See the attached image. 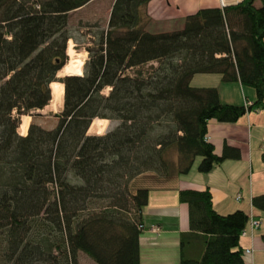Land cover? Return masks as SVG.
<instances>
[{
	"label": "trees",
	"instance_id": "obj_1",
	"mask_svg": "<svg viewBox=\"0 0 264 264\" xmlns=\"http://www.w3.org/2000/svg\"><path fill=\"white\" fill-rule=\"evenodd\" d=\"M87 1L0 0L5 264H78V251L96 264H139L148 189L130 183L142 173H187L197 158L201 173L237 158L234 149L214 152L205 137L207 121L231 123L246 111L264 109V0L260 6L240 0L201 7L182 26L157 31L147 26L150 0H113L105 29L86 48L83 72L57 78L71 38L67 14ZM199 73L249 86L254 100L223 103L216 87L191 84ZM55 82L63 87L56 125L44 129L29 124V117L19 134L20 116L46 106ZM95 117L120 123L104 134H88ZM178 198L188 207L189 225L179 234V264H246L239 237L247 214L216 213L208 188L180 189ZM251 204L264 211V193ZM39 224L59 240L47 231L20 244L23 228ZM193 241L203 245L198 259L186 255Z\"/></svg>",
	"mask_w": 264,
	"mask_h": 264
},
{
	"label": "crops",
	"instance_id": "obj_2",
	"mask_svg": "<svg viewBox=\"0 0 264 264\" xmlns=\"http://www.w3.org/2000/svg\"><path fill=\"white\" fill-rule=\"evenodd\" d=\"M238 1L150 0L145 10L151 24L159 30H166L182 26L183 18L201 7L223 6ZM112 2L89 0L78 8L94 4L92 13L97 14L103 8L110 11ZM254 5L260 6V1L256 0ZM206 75L209 76L196 78L200 82L194 86L216 87L221 102L245 105L254 100L251 87L243 86L238 81L222 82L216 73ZM195 76L197 74L191 81ZM205 137L213 144L217 155L229 148L236 150L238 157L224 159L207 173L197 171V158L187 173L156 177L152 182L139 186L148 189L147 203L141 213L143 229L139 236V264H179V234L189 229L188 207L178 198L179 190L184 188H208L212 207L220 215L241 210L248 216L260 218L257 229L241 236L247 238L239 237V247L242 250L252 249L250 254L244 252L246 264H264V211L251 204L253 196L264 193V164L261 160L264 149V109L246 111L231 123L209 119ZM237 194L241 196L240 199H236ZM202 250L203 245L193 241L188 245L186 255L198 259Z\"/></svg>",
	"mask_w": 264,
	"mask_h": 264
},
{
	"label": "rangeland",
	"instance_id": "obj_3",
	"mask_svg": "<svg viewBox=\"0 0 264 264\" xmlns=\"http://www.w3.org/2000/svg\"><path fill=\"white\" fill-rule=\"evenodd\" d=\"M30 1H34V0H30ZM94 7H95L94 4H89L86 7L81 8V9L77 7L78 10L70 11L67 14V22H66L65 29L67 30L68 34L71 36L69 40L71 41V46L75 53L74 55L78 58H81L83 60V63L86 60L87 55H88L86 48L94 46L95 40L98 39V33L105 29L107 20H108V14H109L108 9L105 10L103 8L102 11L96 14V13H92V10L94 9ZM149 22L147 26L150 29L154 31L159 30V28H157L156 25H153ZM67 60H68V56H67ZM82 67H83V64H82ZM206 76H209V75H206L203 73L197 74V76H195L194 79L191 81V84L195 85L196 83L200 82V80L196 78H207ZM56 77L61 78L63 76L56 74ZM107 92H108V88H105L102 91L103 94H107ZM61 105L62 103L59 104L57 102H54L53 99H51L49 103L47 104V106L43 107L42 109L33 110L29 112L28 114L21 115L17 131L19 132V134L21 133L20 132V126L22 125L21 120L23 116H27V115L30 117L29 124L34 123L44 129L53 128L57 123V117H55L54 114L60 111ZM100 119H105V118H100ZM105 120L106 122H104L103 124L101 123V126H100L101 133L100 134H104L108 131H111L113 128H115L120 123V121L116 119H105ZM87 133L94 134L91 131ZM153 179H156V176L154 174L142 173L130 183V187L132 189L137 188L141 186L142 184L145 185L149 182H152ZM47 227H48L47 224H39L37 227H34V228L30 226H25L20 234V238H19L20 244L27 239H34L40 233L47 232V231L50 232V237L52 238V240L58 241L59 234L54 233L53 230L50 231L51 228L45 229ZM60 258H64V257L62 256ZM77 263L78 264H96L89 256H87L85 253L81 251L77 252ZM0 264H5V263L1 262L0 260ZM12 264H15V263H12Z\"/></svg>",
	"mask_w": 264,
	"mask_h": 264
},
{
	"label": "bare ground",
	"instance_id": "obj_4",
	"mask_svg": "<svg viewBox=\"0 0 264 264\" xmlns=\"http://www.w3.org/2000/svg\"><path fill=\"white\" fill-rule=\"evenodd\" d=\"M66 55L68 56V60L65 62V64L58 70L57 75L63 76L66 74H76L80 75L82 73V64L83 60L81 58L76 57L74 54V50L71 46V41L68 40L65 50ZM50 90L52 93V98L54 102H57L59 104L62 103V96H63V87L60 83H52L50 85ZM47 106V105H46ZM54 106V105H53ZM45 107V106H44ZM29 120V116H23L21 120V126H20V132L23 133L26 129L27 123ZM106 122L105 119H100L95 117L89 127L87 132H92L94 134H100L101 133V123L103 124ZM241 237V236H240ZM247 238V236H245ZM241 237V238H245ZM250 237V236H249Z\"/></svg>",
	"mask_w": 264,
	"mask_h": 264
},
{
	"label": "built area",
	"instance_id": "obj_5",
	"mask_svg": "<svg viewBox=\"0 0 264 264\" xmlns=\"http://www.w3.org/2000/svg\"><path fill=\"white\" fill-rule=\"evenodd\" d=\"M240 197L241 196L239 194H237L236 199H240ZM259 225H260V218H254L253 216H250L249 220L247 222V225L241 230L240 236L247 235V233L249 231H253V230L257 229L259 227ZM151 229L156 230V228H154V227H151ZM251 251H252L251 248H247L244 250V252L248 253V254H250Z\"/></svg>",
	"mask_w": 264,
	"mask_h": 264
},
{
	"label": "water",
	"instance_id": "obj_6",
	"mask_svg": "<svg viewBox=\"0 0 264 264\" xmlns=\"http://www.w3.org/2000/svg\"><path fill=\"white\" fill-rule=\"evenodd\" d=\"M66 75H68V74H66ZM63 76H65V75H63ZM51 97H52V93H51Z\"/></svg>",
	"mask_w": 264,
	"mask_h": 264
}]
</instances>
